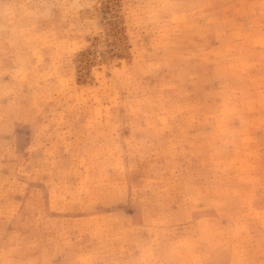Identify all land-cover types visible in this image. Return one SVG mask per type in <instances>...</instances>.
<instances>
[{
    "label": "rangeland",
    "instance_id": "374dc122",
    "mask_svg": "<svg viewBox=\"0 0 264 264\" xmlns=\"http://www.w3.org/2000/svg\"><path fill=\"white\" fill-rule=\"evenodd\" d=\"M0 264H264V0H0Z\"/></svg>",
    "mask_w": 264,
    "mask_h": 264
}]
</instances>
